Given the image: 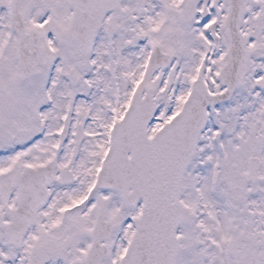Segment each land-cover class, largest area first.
Masks as SVG:
<instances>
[{"label":"snow or ice","instance_id":"6c2138e0","mask_svg":"<svg viewBox=\"0 0 264 264\" xmlns=\"http://www.w3.org/2000/svg\"><path fill=\"white\" fill-rule=\"evenodd\" d=\"M0 264H264V0H0Z\"/></svg>","mask_w":264,"mask_h":264}]
</instances>
